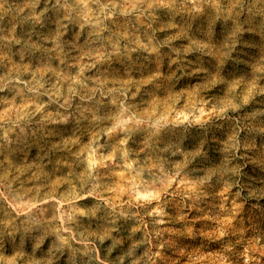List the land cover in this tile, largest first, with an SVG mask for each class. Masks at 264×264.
<instances>
[{
  "label": "rangeland",
  "instance_id": "1",
  "mask_svg": "<svg viewBox=\"0 0 264 264\" xmlns=\"http://www.w3.org/2000/svg\"><path fill=\"white\" fill-rule=\"evenodd\" d=\"M0 264H264V0H0Z\"/></svg>",
  "mask_w": 264,
  "mask_h": 264
}]
</instances>
